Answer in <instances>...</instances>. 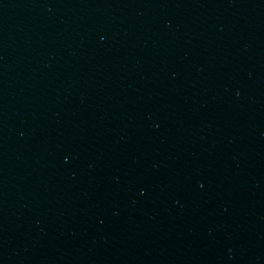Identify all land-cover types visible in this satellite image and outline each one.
<instances>
[{"label": "water", "instance_id": "95a60500", "mask_svg": "<svg viewBox=\"0 0 264 264\" xmlns=\"http://www.w3.org/2000/svg\"><path fill=\"white\" fill-rule=\"evenodd\" d=\"M0 264H264V0H0Z\"/></svg>", "mask_w": 264, "mask_h": 264}]
</instances>
